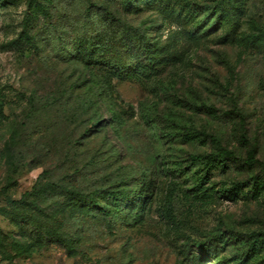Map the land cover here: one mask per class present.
I'll return each instance as SVG.
<instances>
[{
	"label": "rangeland",
	"instance_id": "rangeland-1",
	"mask_svg": "<svg viewBox=\"0 0 264 264\" xmlns=\"http://www.w3.org/2000/svg\"><path fill=\"white\" fill-rule=\"evenodd\" d=\"M0 264H264V0H0Z\"/></svg>",
	"mask_w": 264,
	"mask_h": 264
},
{
	"label": "trees",
	"instance_id": "trees-1",
	"mask_svg": "<svg viewBox=\"0 0 264 264\" xmlns=\"http://www.w3.org/2000/svg\"><path fill=\"white\" fill-rule=\"evenodd\" d=\"M255 152H251L248 154V163L250 166H252L254 163H256L254 158ZM225 158L226 160H232L234 158L233 153L224 151L221 154H212V155H196L191 157V162L193 165H196L197 163H206L208 166L209 164L213 166L220 165L222 162V158ZM211 168L209 167V170Z\"/></svg>",
	"mask_w": 264,
	"mask_h": 264
}]
</instances>
